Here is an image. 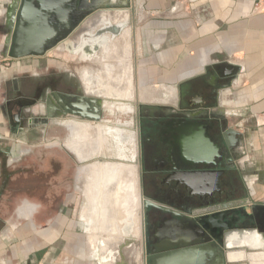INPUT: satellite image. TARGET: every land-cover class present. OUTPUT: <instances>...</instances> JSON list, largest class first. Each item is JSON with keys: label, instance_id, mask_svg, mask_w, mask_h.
Listing matches in <instances>:
<instances>
[{"label": "rangeland", "instance_id": "obj_1", "mask_svg": "<svg viewBox=\"0 0 264 264\" xmlns=\"http://www.w3.org/2000/svg\"><path fill=\"white\" fill-rule=\"evenodd\" d=\"M16 2L17 0H0V23H6L7 21L8 25L10 24L11 14ZM106 10L102 9L97 11L99 14L97 12L92 13V15L89 16L90 21H88L87 18L77 32L66 44H64L65 47L69 46L75 56H65V54L59 52L58 50L64 48V45L60 44L55 46L54 50H50L44 55L27 57L19 60L9 59L3 63H7V67H9V65L11 66L12 63L16 71L15 76L21 77L36 74L35 72L39 73L42 69L49 66L56 67L62 63L74 65V61H81L84 63V67L79 70L82 82L88 87L87 90H91L92 94L96 95H98L100 87L103 86L101 89H104V92H100L99 96L106 100H110V102L105 103L107 108L110 109L115 102L121 103V101L132 104L135 92L134 83L136 84V81L139 82V71L136 69V61L142 56L141 48H143L144 45H150L149 43L147 44L144 33L145 29L148 27V22L144 13L139 12V10L133 6L129 11L128 9L120 10L109 8ZM111 10L113 12H111ZM102 13L105 14L102 15ZM107 15H109V17H107ZM91 16L95 20H93ZM94 16L96 17L94 18ZM99 23L100 26L97 25ZM0 29V34L4 35L9 27L3 25ZM5 41H7V37ZM113 47H116V51ZM0 48V52L3 53V47L1 46ZM114 53L119 56H115ZM110 54H113L114 57H111ZM106 55H108L109 58H107L108 56ZM125 67L127 68L126 71L124 69ZM119 69L122 71V78L124 77L123 79L120 78L121 81L119 80V77H121L119 73L121 71ZM105 70L106 73L104 75ZM127 71H129V73L125 74ZM106 74H110L109 78H107L108 76ZM112 75L114 76L112 77ZM116 76L118 81L116 80ZM114 78L119 83H117L119 86L116 84V81H114ZM105 79L106 82H109L108 85ZM107 79L110 80L108 81ZM95 84L98 85L96 86ZM102 84H105V86ZM110 84H116V86L119 87L117 89L118 91L116 90V86H110ZM139 84H142V88L138 87L137 96L142 101L166 102L170 100L172 95L171 89L166 88L167 91H165V89L161 90L159 88H154L152 86L153 84H144L142 81H140ZM109 86L111 88H109ZM111 89L115 90L116 93L111 91ZM105 92L109 94L112 93V96L107 94L103 97L102 95H104L103 93ZM128 108L133 109L132 105L131 107H126V109ZM104 120L108 122L95 126L103 130L107 128L109 132L107 131L106 134L104 133V142L101 144L100 148L95 149V153L84 161L77 158L67 146V142L76 134L72 130L75 126L81 124L93 125L85 121H60L59 125H62L66 130L65 137L63 129L57 126V124L53 123L45 129L43 125L39 123L38 126L25 128V132L22 135L24 138L18 139L19 143L17 149L22 155L10 163L9 167L5 168L6 171H4L2 176L6 178V183H10L12 186H4L5 194H7L5 199L11 197L17 202V205H19L20 201L23 199H29L28 201L35 206V211L33 213L34 217L30 221L19 218V222L22 225L18 227V232L20 230V232H24L23 237L27 240L24 246L30 247L31 245H40L39 247L41 248L38 247L34 250V254L38 258L43 256V252L50 249L53 250L51 255L46 257L44 262H38L39 264H145L141 249V206L137 208L138 210H134L131 201L129 203L130 208H125L121 204V199L125 196V182L132 183V187L136 186L138 190L137 193L139 194L134 144L129 136L134 119L131 118L130 114H123L121 111L113 110V113L111 115L108 113ZM116 123H121L123 126L117 125ZM261 125L264 126V119L261 121ZM88 133L89 134L86 135L90 137V130ZM60 147L66 148L76 158L79 164L75 163L74 169L71 172L70 185L67 187L68 194H64L65 196L62 194L63 198L60 197L49 209H44L40 200L34 198L35 194H31L28 189L31 186L40 189L44 183L42 181L41 172L38 174L36 171L38 169V164H41L40 157L42 153L51 151L61 153L63 150ZM91 165L104 166L103 168L106 170H103L101 167L103 172L101 170L98 172L87 171L86 167ZM17 169H21L22 172L19 171L21 174L11 176L12 174L10 175V173ZM102 173L104 176L109 174V179L106 182L101 178V176L103 177ZM131 180H134V183ZM93 184H96L95 187H97L99 191L96 192L97 198L94 200L95 202L88 200L89 196H87L88 193H91L90 189ZM102 186H104V188ZM103 190L106 191L103 192ZM104 193L105 196H107V201L104 197ZM245 194L246 191L243 189V195ZM102 198L105 199L103 200ZM98 204L101 205V208ZM13 207L14 206L10 207L7 203L8 212L12 213L11 211L15 209L13 215H15V218H18L17 209ZM94 208L98 209L96 210ZM91 209L94 211L96 210L95 212L97 213ZM92 213L95 214L92 215ZM27 224H29V226ZM48 234H50V237L56 235L54 242H46L48 237H42ZM258 252L260 251L258 250ZM252 255L257 256L254 258V261H257V263L261 261L259 264H264V253L247 254L246 258H249L251 262L252 259L250 256ZM240 264H246V262Z\"/></svg>", "mask_w": 264, "mask_h": 264}, {"label": "crops", "instance_id": "obj_2", "mask_svg": "<svg viewBox=\"0 0 264 264\" xmlns=\"http://www.w3.org/2000/svg\"><path fill=\"white\" fill-rule=\"evenodd\" d=\"M263 5L262 1L257 3L256 0H132V6L147 19L148 27L144 33L147 44H150L141 48L142 56L136 61L139 80L161 90L171 89L169 101L175 102L181 91L187 100L208 98L200 108L205 112L206 120L221 115L236 127L243 143V155L237 162L238 177L246 191L243 199L255 215L256 224L264 221ZM3 25L9 27L7 21L0 23V27ZM9 31L0 34V47L4 50L0 52V222L3 223L0 228V264H39L53 250L43 252L38 258L34 250L40 245L24 246L27 241L24 232H18L22 225L19 218L30 221L35 206L29 199H23L17 205L13 198L5 199V191L1 192L4 186L12 187L2 176L5 168L22 155L17 145L18 139L24 138L23 131L17 126L18 121L10 119L15 104L10 97V84L17 77L13 64L7 67L8 64L3 63L12 59L8 56L5 41ZM229 67L240 69L235 85H232L235 76L228 73ZM7 203L17 209L18 218L13 215L15 209L8 212ZM258 210H261L260 215ZM262 225L263 229L260 225L256 228L260 234L264 232ZM55 236L42 237H48L46 242H54ZM241 239L230 244L246 243L257 248L262 243L258 234L249 232H245ZM213 249L204 247L200 250L201 264L213 262ZM249 253L264 251L233 249L228 258L237 261ZM250 257L252 262L247 258L250 264L261 263L254 261L257 256Z\"/></svg>", "mask_w": 264, "mask_h": 264}, {"label": "flooded vegetation", "instance_id": "obj_3", "mask_svg": "<svg viewBox=\"0 0 264 264\" xmlns=\"http://www.w3.org/2000/svg\"><path fill=\"white\" fill-rule=\"evenodd\" d=\"M42 12L49 14V11ZM91 14H82V11L74 6L70 8L67 17L62 20L53 19L51 13L46 15L49 32L44 44L54 46L45 50L42 55L54 50L57 45L66 44ZM58 51L65 56H75L69 46L64 45V48ZM29 57H35V55ZM82 67L84 63L76 60L74 65L62 63L56 67H46L39 73L35 72L36 74L17 77L16 81L10 84V97L15 103L11 108L10 119L14 122V115H17V126L23 134L25 128L38 126L39 123L45 129L54 123L63 129L65 137L66 130L59 125L60 121H85L99 126V124L108 122L104 119L108 113L111 115L113 110L131 115L134 121L129 136L134 144L139 196L142 202L141 249L144 262L147 264L148 258L157 257L159 254L160 231L164 226L180 223L189 225L188 218L191 212L199 206L203 209L209 202L206 198L208 185L205 183L203 186L199 185L198 188L193 187L192 178L188 173L191 169L196 168L202 172L203 182L204 170L213 164L226 169L225 173L218 176L217 183L219 189L224 191L223 197L237 199L243 194L237 166L240 158L239 152L243 151L242 137L238 135L239 131L236 127L231 125V121L221 115L216 116L214 120H206V114L200 108L208 98H200L198 101L187 100L184 92L181 91L175 102L142 101L137 96L138 87L142 88L139 79V82L134 83L135 92L132 104L126 101L115 102L109 109L105 106V103L110 102L109 99L106 100L99 95L92 94L91 90H87L88 87L79 75ZM131 105L133 109H126ZM195 109L203 112L199 115L200 117H193L192 112ZM93 125L88 126L93 127ZM117 125L123 126L121 123ZM78 126L87 127L82 124ZM193 130L202 132L198 138L201 159L196 163L193 162L190 154ZM223 134L228 138L229 148L223 142ZM210 146L214 150L213 164L209 161ZM60 148L63 150L61 153L56 151L42 153L41 164H38L36 171L38 174L41 172L44 183L40 189L33 186L28 189L31 194H35L34 198L40 200L44 209H49L60 197L63 198L62 194H68L67 187L70 185L71 172L75 163L79 164L66 148ZM88 158L78 159L84 161ZM19 171L21 169L11 172L10 175L21 174L22 171L20 173ZM206 180H209L208 176ZM3 191L1 189V192ZM195 191L201 192L200 199L192 196ZM145 201L152 204L147 207L146 211L143 206ZM260 212L261 210L257 211L258 215ZM261 221L264 224V221ZM255 224L256 221L253 220L246 222L243 226L257 228L260 225L263 229L261 222ZM144 233L148 236V246L144 240ZM262 235L264 237V232Z\"/></svg>", "mask_w": 264, "mask_h": 264}, {"label": "water", "instance_id": "obj_4", "mask_svg": "<svg viewBox=\"0 0 264 264\" xmlns=\"http://www.w3.org/2000/svg\"><path fill=\"white\" fill-rule=\"evenodd\" d=\"M77 7L82 14L94 13L102 9H128L132 8V0H17L9 24V34L7 36L6 47L8 56L19 60L30 55L40 56L45 50L53 46L45 45L44 40L49 32L46 25V15H53V19L62 20L67 17L70 8ZM42 11H49L44 14ZM48 17V16H47ZM240 69L238 67H229L228 73L235 76L232 85L236 84ZM201 111H193V117H200ZM15 121H18L17 115ZM31 122V120H30ZM202 132L193 130V142L190 144V154L194 163L199 161L200 151L198 138ZM239 136H241L238 133ZM223 142L229 148L228 138L222 135ZM207 141V140H206ZM205 141V143H206ZM210 163L213 164V148L210 146ZM243 151L239 152V156ZM206 161V160H205ZM226 169H221L214 164L204 170V182L202 172L196 168L190 170L193 187L198 188L205 183L208 185L206 198L209 199L207 206L203 209L195 208L191 212L189 225L180 223L179 225L164 226L160 231L159 254L157 257L148 258L147 264H201L202 256L200 250L204 247L214 248V260L211 264H240L249 263V259L243 258L237 261H231L228 254L233 249L247 250L261 249L264 251V237L255 227L243 226L246 222H252L253 215L251 208L246 206V200L241 194L237 199H225L224 191L218 187V176L225 173ZM208 176L209 180H206ZM195 199L201 198V192L195 191L192 194ZM146 211L147 207L152 206L148 201L143 203ZM178 217L183 216L176 214ZM3 223L0 222V228ZM244 232H255L260 236L261 246L254 248L246 243L230 244L232 235ZM144 240L148 246V236L144 233ZM240 239L239 241H242Z\"/></svg>", "mask_w": 264, "mask_h": 264}, {"label": "bare ground", "instance_id": "obj_5", "mask_svg": "<svg viewBox=\"0 0 264 264\" xmlns=\"http://www.w3.org/2000/svg\"><path fill=\"white\" fill-rule=\"evenodd\" d=\"M106 10V9H105ZM121 10V9H120ZM107 11V10H106ZM116 11V10H115ZM119 11V10H118ZM123 11V10H122ZM109 12V11H108ZM111 12H113L112 10H111ZM124 12V11H123ZM123 12H121V13H123ZM98 13V12H97ZM99 14V13H98ZM105 13H102V15H104ZM108 14V13H107ZM111 14V13H110ZM116 14H118V13H116ZM128 14V13H127ZM126 14V15H127ZM92 15V14H91ZM115 15V14H114ZM113 15V16H114ZM96 16H99V15H96ZM96 16H94V18L96 17ZM100 16H101V14H100ZM92 17V16H91ZM103 17V16H102ZM107 17H109V15H107ZM107 17H105V18H107ZM112 17V16H111ZM110 17V18H111ZM92 19H93V17H92ZM91 19V20H92ZM98 19V18H97ZM101 19V18H100ZM93 20H95V19H93ZM88 21H90V19H89V17H88ZM105 21V20H104ZM106 22V21H105ZM112 22V21H111ZM97 25H99L100 26V23L99 24H97ZM102 25V24H101ZM106 25V24H105ZM97 27V26H96ZM95 27V28H96ZM126 36V35H125ZM113 43H114V41H113ZM111 44V43H110ZM115 44V43H114ZM113 44V45H114ZM114 46H116V45H114ZM119 46V45H118ZM121 46V45H120ZM109 47V46H108ZM124 47V46H123ZM115 48V51H116V47H113V49ZM109 49H110V47H109ZM103 51H105V50H103ZM112 51V50H111ZM111 51H110V53H111ZM102 53V52H101ZM109 53V52H108ZM116 53V52H115ZM114 53V54H115ZM105 54V53H104ZM116 55H118V54H115V56ZM103 56H105V55H103ZM106 56H108V55H106ZM110 56L112 57L113 56V54H110ZM119 56V55H118ZM114 57V56H113ZM107 58H109V56L107 57ZM116 58V57H115ZM121 64H122V62H121ZM121 67V66H120ZM124 67V66H123ZM123 69V68H122ZM125 69V71L127 70V68L125 67L124 68ZM103 70V69H102ZM101 70V71H102ZM110 70V69H109ZM108 70V71H109ZM120 70V69H119ZM119 70H118V72H119ZM128 70H129V68H128ZM113 71V70H112ZM121 71V70H120ZM124 71V72H125ZM109 72H111V71H109ZM105 73H106V70H105V72H104V75H105ZM108 73V72H107ZM112 73V72H111ZM110 73V74H111ZM120 74L122 73V71L121 72H119ZM127 73H129V71H127L125 74H127ZM109 74V75H110ZM117 74V73H116ZM119 74V75H120ZM107 75V74H106ZM109 75H107L106 77L107 78H109ZM130 75V74H129ZM114 75H112V77H113ZM111 77V76H110ZM125 77H126V75H125ZM120 78H122V74H121V77H119V80H120ZM124 78V77H123ZM122 78V79H123ZM108 81L110 80V79H107ZM111 80H112V78H111ZM116 80H117V76H116ZM115 80V78H114V81H116ZM100 81V80H99ZM98 81V82H99ZM118 81V80H117ZM116 81V84L118 83ZM121 81V80H120ZM119 81V82H120ZM125 81V80H124ZM105 82H106V79H105ZM112 82V81H111ZM123 82V81H122ZM97 83V82H96ZM102 83V82H101ZM108 83L109 82H106V84L108 85ZM113 83H115V82H113ZM112 84V83H111ZM110 84V86H113V85H111ZM116 84L114 85V87L116 86ZM119 84V83H118ZM117 84V85H118ZM96 85V84H95ZM98 85V84H97ZM96 85V86H97ZM101 85V84H100ZM102 85H104L105 86V84H102ZM109 86V88H111ZM119 86V85H118ZM118 86H116L117 88H116V90L119 88ZM127 86V85H126ZM93 87V86H92ZM103 87V86H102ZM102 87H100V90L98 91V95H100L99 93L100 92H104L103 90L104 89H101ZM121 87H122V85H121ZM95 88V87H94ZM98 88V87H97ZM106 88H108V87H106ZM124 88H125V85H124ZM115 89V88H114ZM123 89V88H122ZM126 89V88H125ZM108 90V89H107ZM110 90V89H109ZM120 90V89H119ZM111 91H114L115 92V90H112L111 89ZM118 91V90H117ZM110 92V91H109ZM116 93V92H115ZM104 95H102L103 97H105L107 94L110 96L111 94H109V93H107V92H105V93H103ZM114 94V93H113ZM115 95V94H114ZM112 96V95H111ZM118 96V95H117ZM188 115H190V114H188ZM185 116V115H184ZM105 129V128H104ZM76 134L73 136V138L72 139H70L68 142H67V146L71 149V151L77 156V158H79V159H84V158H87V157H90L91 155H93V153H95V149H99L100 148V146H101V144L104 142V138H105V135H104V133L106 134V132L108 131L109 132V129H105V130H103L102 128L101 129H98V127H96L95 125L92 127V126H88L87 125V127H80V126H75L73 129H72ZM90 130V137H87V135L86 134H89L88 133V131ZM124 132V131H123ZM110 134H112V133H110ZM119 138V137H118ZM93 147V148H92ZM227 150V149H226ZM227 154V153H226ZM221 155V154H220ZM101 164V163H100ZM99 164V165H100ZM106 165H108V164H106ZM101 167L102 166H97V165H91V166H88L86 169H87V171H90V172H98L99 170H101L102 172H103V170H106L105 168H103V170L101 169ZM106 168H107V166H106ZM108 171V170H107ZM108 173V172H107ZM103 174V173H102ZM100 175V174H99ZM107 175V174H106ZM104 176V174H103V177L101 176V178L103 179V181H107L108 179H109V174L107 175V176ZM127 177V176H126ZM128 178V177H127ZM101 179V180H102ZM125 179V178H124ZM133 179V178H132ZM111 180V179H110ZM129 181V180H128ZM133 183H134V180H131ZM99 182H100V180H99ZM112 182V181H111ZM101 183V182H100ZM99 183V184H100ZM96 185V184H95ZM95 185L93 184L92 186H91V189H90V194L88 193V195L87 196H89V198H88V200H91V201H94V200H96V198H97V187H95ZM98 185V184H97ZM107 185V184H106ZM99 186V185H98ZM104 186H105V184H104ZM104 186H102L103 188H104ZM110 186V185H109ZM100 187V186H99ZM108 187V186H107ZM106 188V187H105ZM131 189H132V192H131ZM102 190V189H101ZM124 190H125V196L124 197H122V199H121V204L125 207V208H130L129 207V203H130V201L132 202V208L135 210H138L137 208H139L141 205H142V202H141V200H140V197H139V194L137 193L138 192V190H137V187L135 186V187H132V183H126L125 182V186H124ZM127 190V191H126ZM104 191H106V190H103V192ZM108 191V190H107ZM99 192V191H98ZM106 193V192H105ZM105 193H104V197L106 198L107 196H105ZM137 193V194H136ZM100 194V193H99ZM106 195H107V193H106ZM117 195V194H116ZM119 195V194H118ZM92 197V198H91ZM103 197V196H102ZM104 198V199H105ZM120 198V197H119ZM99 199V198H98ZM103 199V198H102ZM103 199V200H104ZM117 200V199H116ZM118 200H120V199H118ZM106 201H107V198H106ZM95 202V201H94ZM116 202V201H115ZM118 202V201H117ZM99 203V202H98ZM106 204V203H105ZM108 204V203H107ZM98 205H100V204H98ZM103 205V204H102ZM97 206V205H96ZM107 206V205H106ZM99 207V206H98ZM100 208H101V205H100ZM105 208V207H104ZM93 209V208H92ZM91 209V210H92ZM94 209H96V208H94ZM98 209V208H97ZM96 209V210H97ZM115 209V208H114ZM95 210V211H96ZM126 210H128V209H126ZM92 211H94V210H92ZM94 211V212H95ZM105 211H106V209H105ZM105 211H104V213H105ZM135 212V211H134ZM95 213H97V212H95ZM94 213V214H95ZM93 213H92V215H94ZM134 215H135V213H134ZM95 217H96V215H95ZM105 217V216H104ZM137 218V217H136ZM176 219V218H175ZM104 222V221H103ZM172 223V222H171ZM103 224V223H102ZM104 226V225H103ZM102 226V227H103ZM103 229H104V227H103ZM156 229V228H155ZM155 233V232H154ZM245 233V232H244ZM244 233H241V234H236V235H232L231 237H230V241H235V240H240L241 238H242V236L244 235ZM250 234H257V233H255V232H249ZM161 236V235H160Z\"/></svg>", "mask_w": 264, "mask_h": 264}, {"label": "built area", "instance_id": "obj_6", "mask_svg": "<svg viewBox=\"0 0 264 264\" xmlns=\"http://www.w3.org/2000/svg\"><path fill=\"white\" fill-rule=\"evenodd\" d=\"M260 1H262L263 2V4H264V0H256V2L257 3H259ZM264 119V115L263 116H261V120H263Z\"/></svg>", "mask_w": 264, "mask_h": 264}]
</instances>
